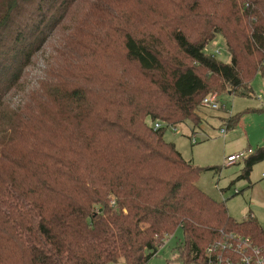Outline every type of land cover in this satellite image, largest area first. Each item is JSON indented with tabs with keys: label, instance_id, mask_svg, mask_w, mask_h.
<instances>
[{
	"label": "trees",
	"instance_id": "trees-1",
	"mask_svg": "<svg viewBox=\"0 0 264 264\" xmlns=\"http://www.w3.org/2000/svg\"><path fill=\"white\" fill-rule=\"evenodd\" d=\"M217 35L231 62L205 51ZM56 37L53 68L28 84ZM117 46L138 74L105 84L89 61ZM258 72L264 0H0V264H148L178 228L180 264H209L231 233L264 245V228L202 190L206 168L147 120L199 125L204 96H249ZM245 158L248 179L264 144Z\"/></svg>",
	"mask_w": 264,
	"mask_h": 264
},
{
	"label": "rangeland",
	"instance_id": "rangeland-1",
	"mask_svg": "<svg viewBox=\"0 0 264 264\" xmlns=\"http://www.w3.org/2000/svg\"><path fill=\"white\" fill-rule=\"evenodd\" d=\"M64 31L69 32L68 29ZM58 38L50 40L45 49L33 59L26 72L28 84L48 76L53 68V57L57 56ZM119 50L120 47L117 46L113 51H101L93 61H89L95 72L106 74L100 77L105 80V84H116L119 79L138 74L131 63L119 59ZM205 51L215 54L223 62H231V54L222 35H217L206 46ZM116 58L119 61L113 63V67L110 63ZM251 84L253 93L249 96L217 91L220 104L218 108L202 105L197 108L201 118L199 125L187 121L174 130L163 122L161 124L166 126L164 138L175 143L186 160L206 168L201 173L198 186L212 198L224 201L229 214L236 220L253 217L264 228V160L254 164L248 179L238 178L244 169L246 158L242 157L233 164H227L226 160L230 153L247 154L248 148L256 150L264 144V75L258 72ZM84 85L93 88L95 99L101 102L107 95L100 88L99 81L86 82ZM233 115H239V122L235 127L228 128V119ZM147 120L151 125L155 122ZM222 129L225 131L222 132ZM182 240V230L178 228L164 240L148 264H180L176 247ZM111 264H126V261L120 258Z\"/></svg>",
	"mask_w": 264,
	"mask_h": 264
},
{
	"label": "built area",
	"instance_id": "built-area-1",
	"mask_svg": "<svg viewBox=\"0 0 264 264\" xmlns=\"http://www.w3.org/2000/svg\"><path fill=\"white\" fill-rule=\"evenodd\" d=\"M200 105L213 109L218 108L220 106L218 93L207 94L201 100ZM168 126L176 130V126ZM153 127L157 129L163 125L161 121H155ZM221 131L224 132L225 129ZM250 152L251 149H247V154L244 152L229 154L226 157L227 164H233L238 159L245 158ZM206 254L209 264H264V245L259 244L250 236L239 233L228 234L223 241L211 244Z\"/></svg>",
	"mask_w": 264,
	"mask_h": 264
},
{
	"label": "crops",
	"instance_id": "crops-1",
	"mask_svg": "<svg viewBox=\"0 0 264 264\" xmlns=\"http://www.w3.org/2000/svg\"><path fill=\"white\" fill-rule=\"evenodd\" d=\"M230 154H232V153H230ZM228 155H229V154H228ZM228 155H227V156H228Z\"/></svg>",
	"mask_w": 264,
	"mask_h": 264
}]
</instances>
